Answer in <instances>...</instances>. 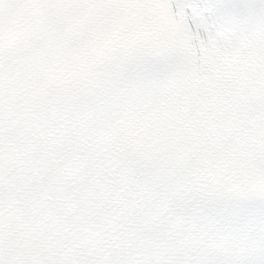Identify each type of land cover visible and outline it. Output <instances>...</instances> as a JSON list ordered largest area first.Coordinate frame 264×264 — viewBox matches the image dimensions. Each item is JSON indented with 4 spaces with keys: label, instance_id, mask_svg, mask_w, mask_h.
Here are the masks:
<instances>
[{
    "label": "snow or ice",
    "instance_id": "obj_1",
    "mask_svg": "<svg viewBox=\"0 0 264 264\" xmlns=\"http://www.w3.org/2000/svg\"><path fill=\"white\" fill-rule=\"evenodd\" d=\"M0 264H264V0H0Z\"/></svg>",
    "mask_w": 264,
    "mask_h": 264
}]
</instances>
